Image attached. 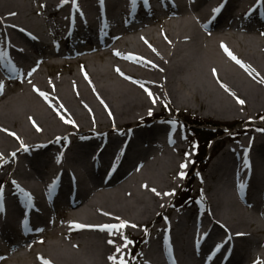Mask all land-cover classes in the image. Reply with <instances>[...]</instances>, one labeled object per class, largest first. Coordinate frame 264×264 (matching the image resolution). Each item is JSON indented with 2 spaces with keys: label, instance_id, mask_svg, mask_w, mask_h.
Wrapping results in <instances>:
<instances>
[{
  "label": "bare ground",
  "instance_id": "obj_1",
  "mask_svg": "<svg viewBox=\"0 0 264 264\" xmlns=\"http://www.w3.org/2000/svg\"><path fill=\"white\" fill-rule=\"evenodd\" d=\"M256 30L264 0H0V264H127L137 237V264H264V124L197 173L176 117L155 113H261ZM181 172L198 194L184 205Z\"/></svg>",
  "mask_w": 264,
  "mask_h": 264
},
{
  "label": "rangeland",
  "instance_id": "obj_2",
  "mask_svg": "<svg viewBox=\"0 0 264 264\" xmlns=\"http://www.w3.org/2000/svg\"><path fill=\"white\" fill-rule=\"evenodd\" d=\"M34 6L37 4L38 0H29ZM33 17H37L36 15H32L29 14ZM41 21H43V17L39 16L38 17ZM54 18L51 17L50 18V22L51 25L53 23ZM44 22V29H45V34H46V21ZM49 26H51L50 24H47ZM168 28H170L169 26H167ZM245 27V26H244ZM242 29V28H241ZM254 34L261 39L263 42L259 43L257 45V49L261 50L262 46L264 45V31L259 30L256 32H254ZM160 35V32H157V36ZM41 36V35H39ZM42 40L44 39L45 43H50L52 41V38L47 37L46 35H43L40 37ZM57 40V39H55ZM53 47V46H51ZM35 57H39L38 53H33L32 54ZM32 56V57H33ZM65 57V56H64ZM64 59L67 60H71L73 58L71 57H66ZM107 59L112 60L115 62V60H117L115 57L112 56H108ZM62 61V59L60 60ZM101 65L104 66L106 64H103L101 62ZM67 64L65 66H57L55 68H57L58 70H63L67 68ZM34 73H33V77H37V75L41 72H46L48 71V67L46 66V64H42L40 62L37 63L36 66H34ZM155 113L167 116L170 115L172 117H176V120L178 121V124L175 126H178V128L180 129V135L182 137V142L184 144V146L187 147V157H186V167L187 168H191L192 165V159L194 158V153H195V148L198 147V141L203 138L205 136V132H203L202 130H206V128H204L205 126L202 127H198L202 133L197 134L194 130L195 127H192L191 125L188 126V123H186V121L188 119H192V116H197L201 119L205 118L206 120H212L214 122H217L220 124L219 127L216 128H220V136H218V138L214 139L212 141V143H210L208 145V148H206L205 155L206 157L199 162V164L197 165V167L192 168V172H197V173H203L202 171H199V167L202 166L203 169H205V167H207V165L209 164L208 162L211 160V156H213L223 145V141L226 139H231L234 140L235 138H239L240 136H242L243 134H247L250 131L252 132H256L257 129L256 127L260 126L261 124H264V110L259 113L258 115H252V114H245L243 112H238L236 114L233 115H220V113H213L211 111H207L204 109H192V108H179V106H157L155 108ZM184 122L186 123L184 126ZM189 122V121H188ZM175 124V123H174ZM214 128V127H213ZM191 175L186 177V178H182V185L180 186V190L178 191V195L174 197V200L176 203L179 202H189V201H193L195 200L196 196L198 195L195 188H196V180L194 179H190ZM188 190V193H186ZM187 194V195H186ZM196 194V195H195ZM177 200V201H176ZM138 238V237H137ZM135 238V239H137ZM128 241H131V243H128L129 248H132V254L126 256L127 259V264H137L141 261V257L139 256V252L135 251L134 248H136V245L134 246L133 241L131 239H128Z\"/></svg>",
  "mask_w": 264,
  "mask_h": 264
},
{
  "label": "trees",
  "instance_id": "obj_3",
  "mask_svg": "<svg viewBox=\"0 0 264 264\" xmlns=\"http://www.w3.org/2000/svg\"><path fill=\"white\" fill-rule=\"evenodd\" d=\"M191 118H192L191 119L192 127L193 126L206 127V130H202L203 132H205V136L198 141V149L196 150V154H195L196 156H198L200 162L206 157L205 152L203 151H206L208 145L212 143L214 139L220 136V132L217 131L218 128H216L219 127L220 124L212 120L201 119L196 116H192ZM194 130L197 134L202 133V131L199 128H194Z\"/></svg>",
  "mask_w": 264,
  "mask_h": 264
},
{
  "label": "snow or ice",
  "instance_id": "obj_4",
  "mask_svg": "<svg viewBox=\"0 0 264 264\" xmlns=\"http://www.w3.org/2000/svg\"><path fill=\"white\" fill-rule=\"evenodd\" d=\"M146 2H147V0H146ZM41 7H44V6L41 5ZM214 11H216V10H214ZM11 15H15V13H12ZM225 50L227 51V49H225ZM20 51H22V49H21ZM117 54H118V53H117ZM229 55L231 56L232 54L229 52ZM232 58H233L234 60L236 59V57H234V56H232ZM237 62L239 63V61H237ZM118 71H119V70H118ZM213 71L215 72V70H213ZM0 87H2V86H0ZM37 91H39V90L37 89ZM41 95H44V94L41 93ZM149 95H151V93H149ZM154 102H155V101H154ZM239 103L244 104L245 102H244L243 100H239ZM37 130L39 131L40 129L37 128ZM13 135H15V134L13 133ZM12 155H13V157H14V156H15V153H13ZM185 167H186V165H183V164L181 165V168H182V169L185 168ZM180 175H181V177L183 178L184 173L181 172ZM153 191H155V189H153ZM0 196H2V186H0ZM2 208H3V205H2V203H0V210H2ZM126 223H127V222L120 223L119 225H108V226H106V227H105L104 229H102V230L109 231L110 233H112V230H113V229H117V228H119V229H123V228H125V227H126ZM132 227H135V225H132ZM237 235H242V234H237ZM229 239H230V238H229ZM125 240L127 241V238H126V237H125ZM108 243H109V244H114L115 241H113V240H109ZM128 243H131V241H127V243L125 244V247H127V244H128ZM222 247H223V243L217 245V246H216V250H219V249L222 248ZM116 251H117V252H123V249L120 248V247H117V248H116ZM109 260H110V261H113L114 264H115L116 257H115V256H110V257H109ZM120 264H126V262H125V261H120Z\"/></svg>",
  "mask_w": 264,
  "mask_h": 264
}]
</instances>
